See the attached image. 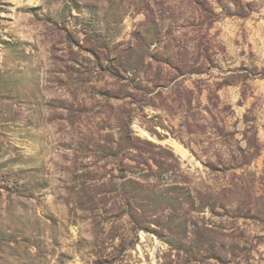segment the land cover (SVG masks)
I'll list each match as a JSON object with an SVG mask.
<instances>
[{
    "label": "rangeland",
    "instance_id": "obj_1",
    "mask_svg": "<svg viewBox=\"0 0 264 264\" xmlns=\"http://www.w3.org/2000/svg\"><path fill=\"white\" fill-rule=\"evenodd\" d=\"M0 264H264V0H0Z\"/></svg>",
    "mask_w": 264,
    "mask_h": 264
},
{
    "label": "trees",
    "instance_id": "obj_2",
    "mask_svg": "<svg viewBox=\"0 0 264 264\" xmlns=\"http://www.w3.org/2000/svg\"><path fill=\"white\" fill-rule=\"evenodd\" d=\"M140 140L133 137L131 131V120L130 118L123 124L120 128V136L118 145L121 147L119 149L125 148L128 150L139 151L141 148L139 146ZM260 213V212H258Z\"/></svg>",
    "mask_w": 264,
    "mask_h": 264
}]
</instances>
